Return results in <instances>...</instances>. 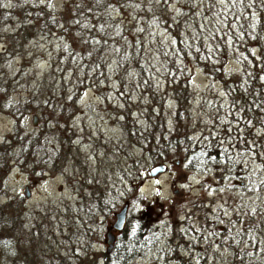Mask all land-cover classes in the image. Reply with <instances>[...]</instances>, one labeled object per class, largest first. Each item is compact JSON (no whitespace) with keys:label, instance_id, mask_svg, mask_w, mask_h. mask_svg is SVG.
Here are the masks:
<instances>
[{"label":"rangeland","instance_id":"374dc122","mask_svg":"<svg viewBox=\"0 0 264 264\" xmlns=\"http://www.w3.org/2000/svg\"><path fill=\"white\" fill-rule=\"evenodd\" d=\"M35 1L59 7L65 0ZM0 7H12L16 13L0 24L2 51L6 44L4 34L15 31L19 25L25 27L26 17L22 11L25 0H0ZM16 37L14 41L18 44L20 34L16 33ZM60 39L58 35L31 37L22 43L19 54L16 51L17 54L3 62V70L15 83L10 97L12 102L25 99L29 91L20 89H24L27 82L40 80L47 69L48 57L55 59L51 48L57 47ZM8 41L10 47H16L12 46V40L8 38ZM55 67L58 72L57 64ZM113 67L107 64L108 80L100 84L98 92L89 86L76 99H71L73 80L69 73L58 74L60 79L55 83L62 87L55 90V100L65 95L66 104H61L65 114L60 110L61 105L55 112L53 103L46 104L44 111L56 115L60 122L56 127H62V136L68 138L63 148L71 158L63 163L61 160L45 162L36 168L22 163L17 155L21 153L25 157V153L19 151L18 140L12 134L46 126L47 119L37 113L32 121L33 111L13 113L0 106V203L14 199L6 209H0V264H15L16 259V264H73L75 255L84 253L80 247L87 240L90 253L87 257L93 264L107 263L102 255L103 232L113 220V211L128 197L131 200L126 217L134 220L137 216H145L153 240L128 264H229L236 261L234 248L248 243V247H252L257 227L264 232V163L256 162L253 152L247 149L242 152L243 163L234 173V170L228 173L214 165L188 168L177 156L163 155V160H153L149 148L144 150L128 144L122 137L118 121L125 117L117 118L115 112L126 105L118 102L113 93L116 87L112 80ZM49 81L52 78L48 74L46 83ZM155 84L165 94L162 114L168 128L174 111L169 86L162 78ZM189 85L193 97L191 115L200 119L198 124L191 125L189 137L193 141L203 138L205 134L203 136L201 131L207 133L208 126L213 123L209 121L211 116L231 131L240 117L234 112L231 114L236 117L234 120L225 116L232 106L220 82L210 80L199 68H194ZM106 91L104 98L101 94ZM145 103L146 98H142L127 104L133 107V118L141 117ZM137 122L142 125V119ZM204 125L207 128L203 130ZM48 146L51 147V141ZM127 151L134 159L131 163L136 164L132 168L127 166ZM161 161L167 162L163 172L146 174L149 166ZM83 177H86L85 183ZM94 184H97L96 194H89ZM24 186L29 191L28 196L24 195ZM82 194L100 200L105 209L95 210L92 216L86 215L82 209L85 205L80 197ZM86 205L85 210L93 209ZM82 223L85 228L79 234L78 226ZM242 237L245 238L240 239Z\"/></svg>","mask_w":264,"mask_h":264},{"label":"trees","instance_id":"16d2710c","mask_svg":"<svg viewBox=\"0 0 264 264\" xmlns=\"http://www.w3.org/2000/svg\"><path fill=\"white\" fill-rule=\"evenodd\" d=\"M22 11L26 17L25 27L19 25L15 31L4 34L6 44L0 51V106L13 113L22 110L41 113L43 119H47L46 126L12 134L18 140L19 151L25 153V157L21 153L17 155L22 163L35 167L45 162L61 160L63 163L71 158L63 148L68 138L62 136V127H56L59 119L44 111V106L53 103L56 112L57 106L66 104L65 95L55 100V90L62 87L55 82L62 74L69 73L73 80L71 99L78 98L89 86L98 92L100 84L108 80L107 64L114 65L112 80L116 87L113 93L118 102L126 105L115 112L117 118L125 117L118 121L122 137L128 144L144 150L149 148L153 160H163V155L177 156L188 168L214 165L228 173L234 170V173L243 163L242 152L247 149L253 152L256 162L264 163V0H65L59 7L25 0ZM15 14L12 7H0V24ZM16 33L20 34L18 44L14 41ZM36 35L61 36L57 47L51 48L55 59L48 57L47 69L39 81L27 82L25 88L20 89H28L25 99L12 102L15 83L3 70V62L17 54L16 51L19 54L22 43ZM8 38L15 43L12 42L15 48L10 47ZM194 68H199L210 80L220 82L232 106L225 116L232 117L234 112L240 117L228 132L226 124H220L211 116L209 121L213 123L207 133L201 131L205 136L199 141L189 137L191 125L200 120L191 115L193 97L189 83ZM48 74L52 78L49 84L46 83ZM160 78L169 86L174 107L168 128L162 114L165 94L155 84ZM107 92L99 94L106 97ZM142 98H146L144 111L135 119L133 107L127 104ZM62 105L60 110L65 114ZM137 119H142V125ZM206 128L204 125L203 130ZM126 156L128 168L135 166L128 151ZM96 185L90 186L89 194H96ZM131 188L134 189L133 185ZM87 194L80 196L85 209L86 204L93 208H82L86 215L105 209L100 200L90 199ZM124 199L129 204L131 198ZM13 202L14 199L3 201L0 209H6ZM149 226L145 216L134 220L126 217L109 252H102L104 262L108 261L104 264H128L141 255L153 241ZM78 228L80 234L85 227L82 223ZM255 235L252 247L249 248L248 243L234 248L233 256L237 260L229 264H264V232L257 227ZM80 248L84 253L75 255L73 264H93L87 257L89 241Z\"/></svg>","mask_w":264,"mask_h":264},{"label":"water","instance_id":"95a60500","mask_svg":"<svg viewBox=\"0 0 264 264\" xmlns=\"http://www.w3.org/2000/svg\"><path fill=\"white\" fill-rule=\"evenodd\" d=\"M36 118L35 114H32V121ZM172 162L177 163V160H173ZM167 167V162L161 161L156 162L149 166L145 172L148 175H155L156 173L163 172ZM29 191L26 186H24V195L28 196ZM128 201L124 199L121 205L113 211V220L105 226V230L103 232L102 240L105 242L104 252H109L112 247V242L115 238V235L124 227L128 209ZM113 230L115 232H113Z\"/></svg>","mask_w":264,"mask_h":264},{"label":"snow or ice","instance_id":"6c2138e0","mask_svg":"<svg viewBox=\"0 0 264 264\" xmlns=\"http://www.w3.org/2000/svg\"><path fill=\"white\" fill-rule=\"evenodd\" d=\"M262 79H264V77H262Z\"/></svg>","mask_w":264,"mask_h":264}]
</instances>
